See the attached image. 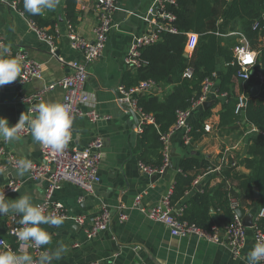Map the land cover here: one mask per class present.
<instances>
[{"label": "crops", "instance_id": "0c3cea01", "mask_svg": "<svg viewBox=\"0 0 264 264\" xmlns=\"http://www.w3.org/2000/svg\"><path fill=\"white\" fill-rule=\"evenodd\" d=\"M16 1L0 0V39L3 45L9 48V52L4 55L14 57L18 51L26 52L28 57L43 65V82L0 86V117L6 118L10 126L18 121L21 113L30 115V106L19 101L21 96L35 93L42 89L44 83L60 79L69 73V69L60 63L57 57L66 61L81 59L80 53L72 48L68 39L70 24L66 18V0H60L55 10H45L42 15L31 17L41 24L47 35L52 37L56 57L49 53L48 44L38 38L30 22L31 18L20 11L18 5L21 4L23 7V0L14 4ZM154 1L119 0V8L112 15L116 28L110 33L100 58L87 68L85 90L91 96L98 114L108 119L91 122L86 117H75L70 146L80 150L96 137L103 140L99 164L100 182L92 193H86L71 184H64L53 193V201L61 203L68 216L60 226L41 225L52 236L51 243L44 246L46 251L52 252L61 245L65 247L61 259L54 260L53 264H86L94 261L101 264H247V255L254 243L253 227L246 228V242L240 254L236 256L226 247L196 237H173L165 225L147 216L150 208L166 195L171 196L181 159L193 156L199 160L207 159L216 165L215 173L196 175L192 183L199 189L204 185L215 187L221 180L218 172L230 161L238 164L235 168L236 173L250 176L252 172L245 164L246 159L250 160L247 156V143L254 138H264V134L247 124L244 119L231 127L219 125V114L226 102V95L217 94L216 87L219 81L217 79L216 82L213 81V86L204 101L212 102L208 108L211 116L204 124L205 134L199 140L190 141L185 145L183 138L185 130L174 131L167 142L168 163L172 162L174 168H169L165 174H162L165 168L155 174L142 171L140 157L143 146L140 125L136 124L129 110L123 107L124 102L120 101L118 88L120 86L125 88L127 76L134 75L139 69L130 68L125 63L132 39L135 36L158 32L155 25L146 20L148 9ZM73 2L76 23L72 29L79 37L92 41L94 28L98 23L95 2L93 0ZM233 26L234 29L230 27L226 36L237 37V45L247 42L239 32L238 25ZM187 39L184 57L191 60L198 36L190 33ZM261 43L264 45V41ZM246 82L233 78L232 93L237 95L240 101L247 97L245 93L251 96L250 89L253 85L260 87L256 96L264 97V82L260 84L257 79L252 85ZM171 88L165 86L146 94L157 93V97L162 99ZM61 99L62 92L56 90L47 93L41 102L60 103ZM204 111L201 103L195 105L190 112L188 124L198 120ZM19 137L18 142L11 143L1 139L0 146L17 160L27 158L39 164L40 143L34 141L30 133ZM169 154L174 156L169 157ZM10 181L18 183V187L16 191L6 195L9 202L18 196L28 195L37 205L41 202L48 184L46 179L32 180L29 172L23 177L18 176L17 169L5 166L0 158V190ZM192 194L193 192H186L180 204L173 206L174 209H184L185 205L182 203ZM137 196L140 197L138 207L135 205ZM247 204L249 208L243 204L244 211H241L246 216L250 215L252 221L256 223L264 216L259 199L255 200L252 196V202L248 200ZM103 208L109 211V225L105 230L88 238L86 229L90 228L93 219L102 214ZM260 214L262 217H259ZM11 215L14 214L0 215V239L7 244H9L7 241L11 240L6 230L7 218ZM79 215L86 217L85 225L82 227L74 223L73 218ZM120 215L125 217L122 221L119 220ZM19 219L18 216V223ZM219 230L223 237V229ZM14 243L17 247L15 241Z\"/></svg>", "mask_w": 264, "mask_h": 264}, {"label": "trees", "instance_id": "16d2710c", "mask_svg": "<svg viewBox=\"0 0 264 264\" xmlns=\"http://www.w3.org/2000/svg\"><path fill=\"white\" fill-rule=\"evenodd\" d=\"M18 6L26 16L33 17L24 11L21 4ZM167 10L175 17L171 26L176 33L159 30L158 40L140 51L143 64L137 73L127 76L124 84L127 89L144 81H152L155 90L172 87L162 99L157 97V93H144L137 97L138 109L154 120V124L142 126L143 152L140 162L156 170L164 167L162 135L175 124L177 111L189 109L199 99L202 83L206 79L212 82L219 79L216 92L218 95H226V102L219 114L221 127H231L244 119L264 134V97L248 96L245 93L247 97L240 101L232 93L233 78L238 71L233 49L238 46V42L237 37L226 36L230 27L234 29L233 25H238L239 32L255 54V73L246 83L254 84L258 74L264 79V45L261 43L264 41V0H176L175 5L168 6ZM66 18L73 27L76 23L73 0H66ZM30 22L37 29L43 30L38 21L31 18ZM189 33L198 36L191 60L184 57ZM187 67L193 69L188 79L183 77ZM210 116L211 111L207 109L198 120L188 124L191 142L205 134L204 124ZM247 146L250 160L246 159L245 164L252 172L250 176L236 173L238 164L230 161L218 172L221 180L215 187L204 185L197 189L192 183L196 175L215 173L216 165L207 159L199 160L193 156L179 161V173L175 178L170 203L173 206L180 204L186 192H193L182 203L185 208L179 218L181 221L206 231L212 227L224 229L234 221L235 210L231 206V198L238 201L237 209L244 211L243 204L249 208L247 201L252 202L254 189L258 191L259 204L264 211V138L251 139ZM256 224L264 232V216ZM12 238L7 242L16 249L15 239Z\"/></svg>", "mask_w": 264, "mask_h": 264}, {"label": "built area", "instance_id": "2783aa9c", "mask_svg": "<svg viewBox=\"0 0 264 264\" xmlns=\"http://www.w3.org/2000/svg\"><path fill=\"white\" fill-rule=\"evenodd\" d=\"M19 1L21 0H17L14 4H17ZM93 1L96 5V16L98 21L96 27L94 28V39L92 41H88L87 39L79 37L75 34L72 27L68 25L69 42L72 48L80 53L81 59L76 61H66L60 57H57L59 62L69 69V73L60 79L51 81L49 83H44L42 89L36 91L35 93L20 97V102L26 103L30 106V115H34L32 112L33 106L36 103L41 102L47 93L60 90L62 92V99L60 103L67 106L70 115L73 117V120L75 117H86L91 122H97L100 119H108L107 117H102L95 110L93 100L85 90V84L88 66L100 58L103 50L105 49V45L108 41L110 33L116 28V25L113 23L112 15L119 8V0ZM175 3L176 0H155L148 9V18L146 20L153 23L158 31L162 30L176 33L175 28L171 26V23L174 21L175 17L167 10L168 6L175 5ZM32 26L38 38L42 39L48 44L49 53L56 57V48L53 44L52 37L47 35L45 31L37 29L33 24ZM255 27L256 26H254V28ZM157 38L156 32L135 36L128 47L125 57V63L127 66L134 69L140 68V66L143 64V61L140 59V50L146 46L154 44L157 41ZM0 45H3L1 39ZM233 54L235 62L238 66L236 78L243 81H248L251 77L250 70L254 68L255 65V54L249 49L247 42H243L242 44L236 46L233 49ZM14 57L18 58L21 62V74L16 81L7 85H14V83L26 85L33 81L43 82V65L41 63L31 59L28 57L27 53L23 51H18L15 53ZM192 73V67H187L183 72V77L188 79L192 76ZM257 80L260 84L264 82L261 74L257 75ZM212 86L213 82L206 79L202 83L199 99L196 102H193L189 109L177 111L175 124L166 134L162 135L161 140L163 144L164 155L163 168H165L168 164L167 142L169 136L174 131L184 129V144L188 145L190 143L191 139L188 136L190 130L188 127L190 112L195 105L199 103L202 104V102L206 100ZM151 90H155V84L152 81L140 82L138 85L129 89H125L122 86L118 88L120 101L127 103L130 106V109L134 111L139 117L140 131L144 124H154V120L151 116L142 113L138 109L136 96ZM28 133L29 131L27 128H25L22 129L18 134L26 135ZM71 142L62 153H54L50 149L40 144L41 162L39 164L33 163V167L29 170V175L32 180L46 179L48 182L43 198L38 205L43 207L45 214L59 215L62 216L64 220L68 218L66 210L61 203L53 201V193L60 189L64 184H71L86 193H92L100 182L99 164L102 155L101 151L103 148V140L96 137L92 139L85 148L80 150L72 148L70 146ZM0 158H2L5 166L11 167L12 169H17V159L14 157V155L6 153L1 146ZM140 168L143 172L148 174H155L163 170V168L160 170L151 169L144 166L143 164H140ZM196 184L197 181H195L194 185ZM17 187L18 183L10 181L0 191H3L6 196L16 191ZM139 203L140 197L137 196L135 199L136 207L139 206ZM231 206L235 210V213L236 210H238V201L234 197L231 198ZM141 210L143 211V209ZM183 211V208L174 209L173 205L170 203V194H168L154 207L147 211V216L149 219L165 225L173 237H196L199 240L226 247L236 256L240 254V251L246 242V228L242 225V222L238 219L236 213L234 215V221L231 223V225L223 229L222 237L220 235V230L217 227H212L210 231H206L195 225L181 221L179 218L182 216ZM259 217H262L261 214ZM124 218V215H120L119 220L122 221ZM7 219V234L15 239L17 247L16 249H13L4 240L0 239V252L12 250L17 253H22L27 251L28 254L32 255L34 258H38L40 252L46 251L44 246L39 249L34 247L22 249L20 247V242L16 239L14 233V229L21 226L18 223V216L14 214ZM73 219L74 223L79 227L85 225V216L79 215L75 216ZM109 222V211L108 209L103 208L102 214L96 219H93L90 228L86 229L87 237L91 238L98 232L105 230L109 225ZM252 227L254 231L253 247L257 241H264V232L258 228L255 222H253ZM86 264L101 263L94 261ZM260 264H264V261H261Z\"/></svg>", "mask_w": 264, "mask_h": 264}, {"label": "clouds", "instance_id": "9594fccd", "mask_svg": "<svg viewBox=\"0 0 264 264\" xmlns=\"http://www.w3.org/2000/svg\"><path fill=\"white\" fill-rule=\"evenodd\" d=\"M60 0H23L24 11L33 16L42 15L45 10H55ZM0 86L11 84L21 74V62L16 57H6V45H0ZM34 115L21 113L18 121L10 126L6 118L0 117V139L5 142H18V133L27 128L34 141L54 153H62L72 140L73 117L66 105L59 102H40L33 106ZM17 175L23 177L33 167L27 158L16 161ZM13 213L20 217V227L14 229L16 239L22 249L41 248L51 243L52 236L41 225L60 226L64 218L55 214H45L42 206L34 204L31 197L21 195L9 202L0 191V215ZM65 251L63 245L54 251H42L34 258L27 251L17 253L12 250L0 252V264H53L61 259ZM264 261V241H257L247 255V264H260Z\"/></svg>", "mask_w": 264, "mask_h": 264}, {"label": "water", "instance_id": "95a60500", "mask_svg": "<svg viewBox=\"0 0 264 264\" xmlns=\"http://www.w3.org/2000/svg\"><path fill=\"white\" fill-rule=\"evenodd\" d=\"M254 71H255L254 68H252L250 70L251 75L254 74ZM259 91H260V87L258 85H253V86H251V89H250V95L251 96H256L259 93ZM212 92H214V90ZM211 105H212V102H203L202 103L203 110H207ZM123 107H125L126 109L129 110V112L131 113V115L135 118L136 124L139 125V118H138V116H136L135 112H133L130 109V106L127 103H124L123 104ZM173 156H174L173 154H169V157H173ZM169 168L170 169H173L174 168L172 162H169L168 163L167 167H165V169H164V171H163L162 174H165L166 171ZM197 189H199V187ZM253 199H255V200H258L259 199V194H258V191L256 189H254V191H253ZM235 213H236L238 219L242 222V225L245 228L252 227V224H253V221L252 220H253V218L250 215H248V216L244 215V213L241 210H239V209L236 210Z\"/></svg>", "mask_w": 264, "mask_h": 264}]
</instances>
